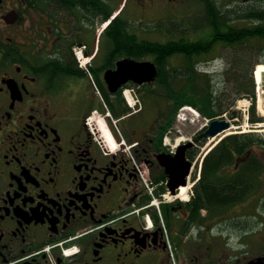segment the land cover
Masks as SVG:
<instances>
[{"label":"flooded vegetation","instance_id":"obj_1","mask_svg":"<svg viewBox=\"0 0 264 264\" xmlns=\"http://www.w3.org/2000/svg\"><path fill=\"white\" fill-rule=\"evenodd\" d=\"M205 2L0 0V264H264V208L252 222H200L193 191L181 200L189 185L171 190L186 170L175 157L184 149L191 178L200 146L173 144V134L160 144L176 101L118 116L129 151L105 150L88 125L94 112L111 121L124 89L143 96L165 69L151 59L156 80L111 91L107 71L137 59L120 41H197Z\"/></svg>","mask_w":264,"mask_h":264},{"label":"trees","instance_id":"obj_2","mask_svg":"<svg viewBox=\"0 0 264 264\" xmlns=\"http://www.w3.org/2000/svg\"><path fill=\"white\" fill-rule=\"evenodd\" d=\"M219 5L216 0L204 3L200 23L201 36L197 41L160 42L138 37L120 41V44L135 48L137 54L134 56L137 59H153L160 65L164 64L165 69L161 67L157 86L152 89L145 88L147 92L141 96L150 111H154L156 104L164 97L176 101L173 116L165 122L160 133V144L168 128L175 122L179 108L186 104L193 105L204 117L213 119L226 112L235 116L237 112L233 107L237 99L248 97L252 102L251 124L264 122V117L256 114L255 83L252 75L254 66L251 68L248 86L237 89L235 96L228 94L222 87H215L211 77L215 74L201 72L196 67L198 62L214 52L219 45L237 46L249 43L264 51V0L256 4L250 2L248 5ZM120 47L124 48L122 45ZM182 58L185 59L183 62ZM177 60L182 65H177ZM259 63H264V60ZM168 64L170 67H167ZM224 65L223 73L227 74L236 69L237 62L228 60ZM184 78L185 83L180 85ZM117 105L114 110L115 117L130 110L123 94H119ZM163 111L160 109L158 114L162 116ZM129 124L132 125L128 122ZM261 193L258 208H264V133L248 131L229 134L204 157L200 178L193 186L189 208L193 220L199 219L200 222H208L210 219L216 222L227 218L229 214L247 216L243 211ZM202 208L207 209L205 215L201 212Z\"/></svg>","mask_w":264,"mask_h":264},{"label":"rangeland","instance_id":"obj_3","mask_svg":"<svg viewBox=\"0 0 264 264\" xmlns=\"http://www.w3.org/2000/svg\"><path fill=\"white\" fill-rule=\"evenodd\" d=\"M219 6L227 7L229 3L234 4H242L243 0H216ZM260 0L255 1L254 4L259 3ZM201 14L203 15V5H201ZM201 34L199 35V37ZM216 59V60H215ZM207 60H212L210 62H205ZM222 60L227 62L228 60H233L237 62L236 69L233 71L228 72L227 74L223 73L222 76L219 77V74H215L212 77V82L215 85V87H222L227 90V93L230 95H236L237 89L240 87L248 86L249 81L251 79V68L254 66V69L252 70V75L254 78L255 83V93H256V114L258 116L264 117V113L260 111V98H262V103L264 106V73L262 82L259 84L255 77V70L258 67L260 60H264V51L260 47H252L248 44H239L237 46H229V45H219L217 49L214 52H211L210 55L206 56L203 59V64L201 66L203 68H211V70L217 68L216 66H223ZM223 61V62H224ZM245 61V63H244ZM176 62V61H175ZM177 65H182L181 61L177 60ZM186 79L184 78L181 80V84H184ZM180 84V85H181ZM129 90V89H127ZM127 97L131 99L132 101H137V97L139 96L141 100V104L144 105V102L142 100V97L140 93L136 91H128ZM232 96H229V98H232ZM140 106V104L138 103ZM135 106L138 108L139 106ZM251 105L252 102L248 97H241L237 99L236 105L233 107L234 111L237 112L235 116L231 114V112H226L221 117L226 118L227 120L231 121V124L233 127L229 130H225L220 136H218L217 140L212 143L213 138L206 139L205 142L201 145V148L198 152L197 159H195L196 164L195 168L191 177L190 185L188 188V192L183 195L181 194V197L184 202L188 201L189 199V192L191 193L193 191V184L196 179H198L199 171H200V163L205 155V152H207L208 148L212 146H216L218 142L229 134H235V133H243L248 131H256L260 133H264V122L258 123V124H251L250 122V111H251ZM154 115V114H153ZM178 115V116H177ZM175 118V122L168 128L169 131H172L173 137L176 138L177 141L172 140L173 144H177L179 141H183L184 139H191L195 134H197L200 130H202L207 125V119L201 115L200 113H194V110H182L178 111ZM151 116V114L149 115ZM103 116L102 113H93L91 117H89V128L94 134H101L99 136V141L104 145V147H107L110 150H117L119 147L124 148L125 150L130 149V143L126 142L125 139L122 137V132L119 126H115L117 132L120 135V139L117 138V136L114 134V131L111 127H107L104 125L105 121L102 120ZM102 121V122H101ZM99 129L102 132H99ZM108 131L110 135L112 136L111 139L107 136V133L104 131ZM113 134V135H112ZM115 135V136H114ZM114 136V137H113ZM172 136V135H171ZM111 140L116 142V148L110 144L112 142ZM211 151V150H210ZM144 171V170H143ZM145 172V171H144ZM196 175V178L193 176ZM263 193V192H262ZM259 194L255 198H253L247 206V209L243 211V213H246L247 216H240L238 214H234L231 216H228V218H232V221L236 220H242L243 223H246V220H250L251 222L253 220H256L254 215L250 214H256L258 209V199L262 195ZM174 198L173 196L168 195V200L172 201ZM153 205L158 208L159 200L156 198H152ZM249 215V216H248ZM227 224H224L222 226H217L214 230L215 232H221L222 228L223 231L226 230L229 222H226ZM213 232V236L216 237H222L223 239L227 238V232H224L223 235H219Z\"/></svg>","mask_w":264,"mask_h":264},{"label":"water","instance_id":"obj_4","mask_svg":"<svg viewBox=\"0 0 264 264\" xmlns=\"http://www.w3.org/2000/svg\"><path fill=\"white\" fill-rule=\"evenodd\" d=\"M157 76V68L154 62L150 60H134V59H124L118 63V69L115 71H107L106 77L110 84V89L115 91L119 86L126 82L127 80H134L137 83L150 82L155 80ZM230 121L225 118H216L213 119L210 124L201 131L198 135L195 136V141H198L202 138H209L218 135L224 130L230 127ZM192 144V143H190ZM179 159L185 163L186 170L184 172L183 178L176 182L175 186H172L171 189L175 192V188L180 185H186V175L189 173L191 167V162L185 160V152L181 151L179 155L175 157V160ZM162 163L169 168L168 161H163ZM170 172V171H169Z\"/></svg>","mask_w":264,"mask_h":264},{"label":"bare ground","instance_id":"obj_5","mask_svg":"<svg viewBox=\"0 0 264 264\" xmlns=\"http://www.w3.org/2000/svg\"><path fill=\"white\" fill-rule=\"evenodd\" d=\"M263 73H264V64H259L258 67L256 68V72H255V75L257 76L258 80H260V83L262 82V78H263ZM262 98H260V102H259V106H260V111L264 113V106H263V103H262ZM102 122V121H101ZM231 129V128H230ZM229 129V130H230ZM101 131V130H100ZM104 131L107 133V136L111 139V135L110 133H108V131H106L104 129ZM218 136L217 137H213L212 139V143L215 142L217 140ZM112 142H110V144L116 148V142L111 140Z\"/></svg>","mask_w":264,"mask_h":264}]
</instances>
